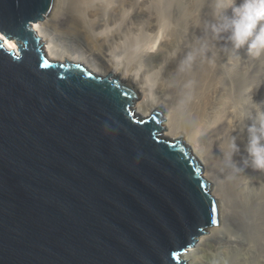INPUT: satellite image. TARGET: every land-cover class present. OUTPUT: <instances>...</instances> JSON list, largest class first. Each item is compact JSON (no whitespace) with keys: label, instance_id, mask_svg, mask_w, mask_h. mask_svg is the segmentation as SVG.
I'll list each match as a JSON object with an SVG mask.
<instances>
[{"label":"water","instance_id":"95a60500","mask_svg":"<svg viewBox=\"0 0 264 264\" xmlns=\"http://www.w3.org/2000/svg\"><path fill=\"white\" fill-rule=\"evenodd\" d=\"M55 4L0 0V264H185L217 185L134 82L48 54L33 23Z\"/></svg>","mask_w":264,"mask_h":264},{"label":"bare ground","instance_id":"6f19581e","mask_svg":"<svg viewBox=\"0 0 264 264\" xmlns=\"http://www.w3.org/2000/svg\"><path fill=\"white\" fill-rule=\"evenodd\" d=\"M161 1L162 0H143L141 3H138L139 0H56L54 10L42 20L33 23V27L39 30V35L44 42V46L53 59L58 61L75 60L77 63L86 66L92 72L101 74V76L102 74L106 76L115 72L116 77L119 79L134 82L141 90V93L138 96L139 102L134 104L135 112L141 116H147L153 110H165L164 124L166 125V128H163L161 136L163 138L181 139L182 141H185L190 150L206 165V176L214 183L216 181H218L217 183H223L228 189L226 191H229L230 194L236 196L235 203H231L232 205L235 204L233 206V213L237 217L238 222L240 221L245 228L248 226L253 227L254 229L256 228L257 231L256 229L254 231L257 234L262 233L264 231V196H260L262 198H260V200H262L261 204L263 206L261 211V208L257 206V204L261 205L260 202L256 203L257 201L255 200L256 202L254 201V203L250 205V202L247 201L248 198L245 199V196L242 197V194L239 193L241 183L245 182L246 176L251 174L252 169L248 167L242 172L237 173L226 164L227 155L231 151V135H238L241 127L239 122V117H241L239 116L240 104L236 97L238 98L241 96V90L242 87H244L243 84L246 80H242L241 78L236 79L233 87L226 89V87H224L226 86L224 85V80L223 83L221 82L223 79H221L222 76H220L221 70L219 72L217 69L221 68L219 64L223 61L230 63V52L234 54L235 51L229 46L230 44L227 45L226 43V51L224 49V52L221 50L222 48L220 47V44L217 43L218 47L213 46L219 39H215L218 36L214 35L210 29V25L213 23L212 20H216V18L208 16L203 20L202 12L200 10L198 13H189L190 21L188 18L186 20L189 24H184L187 26V30L189 29V33H193V35L191 34L192 39L190 38L188 44L183 43L182 50L185 51H182L184 54L182 58L179 59L180 61H178V59V62L174 61L171 57L172 54L175 55L174 52L171 54L169 53L171 50L168 51L171 46L170 48L165 47L168 40L164 39L163 35L160 34V32L165 30H163V28L158 29L162 27V22L166 16L165 13V15H162L161 13H163V9L164 11L167 10L162 8ZM116 2V8H119V11L121 12L119 13V16L123 17L120 25H117L116 23L114 24V20H112V14L114 13ZM150 2L154 3L157 8L156 10L158 12L155 11L157 12V16L159 14L157 19H162V16L164 17L163 20H161V23L160 19L159 22H157V24L160 23V25L158 24L157 26L161 27H153L154 30H158V35L155 31V36L153 38L151 36V40H148L145 39L147 38L145 33L144 37H146L138 41L136 40L137 38L135 41L129 36V38L126 39H129L127 44L121 42L120 44L118 41L122 37L123 32L126 36V34L132 31L129 27L132 24V21H130L131 16L128 15V11H125L126 8L136 6L133 18L145 19L148 22H151L150 20H153V14L155 13L152 14L151 11L149 12L146 9V5ZM194 2V0H190V5ZM191 8L192 7L189 8V12H191ZM107 11L109 13H107ZM100 12L104 16L107 15L103 24L97 23ZM155 16L156 15H154V17ZM124 17H126V20H124ZM156 21L154 20V23H156ZM177 21L179 23V20L176 19V22ZM146 28L148 31L150 26H147ZM164 28L166 29V27ZM118 30L122 31V35L118 33ZM173 30L175 29L173 28ZM189 33L188 35H190ZM76 34L82 36L83 42L85 41L84 44L91 47V50H87L78 44L70 43L69 40L67 42V39H72ZM213 37H215L214 39L216 41H213L214 43L212 42ZM172 38H174V36ZM4 43L8 49L17 51V45L14 41L4 39ZM100 45L106 46L105 52H100ZM154 47H156L155 52L152 51ZM93 51L101 55L99 56V59H102L104 62L102 64L105 67H100L94 61L91 53ZM127 51H129L128 54L131 58H134V62H136L135 64L137 65L130 66L124 64L121 68L120 64L122 62L125 63L124 61H121L122 56L124 55L125 57ZM154 55H156L157 59H160L161 62L154 58L156 60L153 59L155 61L154 63H144L145 58L150 59ZM126 56L128 55L126 54ZM130 56L127 57V63ZM130 62H133L132 59L129 63ZM240 62L241 59L238 58L237 64ZM218 82L221 84L219 83L218 85ZM222 84L223 86L220 87ZM214 99L217 101L216 103H214ZM239 135L241 138L237 139L236 143L239 146L240 151L233 155V160L237 162V166H241L240 161L241 157L245 154L244 143L246 142V135ZM250 176L251 181H255L258 177L255 175ZM212 195L218 198L219 195L217 189L212 192ZM256 196H258V194ZM251 199H253V197ZM223 205H221L222 217L224 216L225 210L223 209ZM222 220L223 218L221 219V223ZM221 223L216 227L208 229L205 234L198 238V241L193 247H198L200 243L204 242L207 239L206 235L208 233L215 235L218 231H222L219 230L222 225ZM262 235H264V232ZM258 238H261L264 241L263 236ZM190 250L191 248L182 254L181 258H184ZM199 258L200 257H198V259Z\"/></svg>","mask_w":264,"mask_h":264},{"label":"rangeland","instance_id":"374dc122","mask_svg":"<svg viewBox=\"0 0 264 264\" xmlns=\"http://www.w3.org/2000/svg\"><path fill=\"white\" fill-rule=\"evenodd\" d=\"M142 1L143 0H139L138 3H141ZM194 1L195 2L192 5H190L191 4L190 0H169V1L168 0H162L161 1L162 2L161 3L162 8H165V10L167 9L166 11H164V9H163V13H161L162 15L166 14L165 18L160 14L162 16V19L161 18L157 19V17L159 16V14H158V16L156 14L158 12L156 10L157 8L154 5V3L150 2L146 5L147 6L146 9L149 12L151 11L152 14L155 13V14H153V18H152L153 20H150L151 22H148L145 19L133 18V14L136 10V6H134L132 8H126L125 11H128V15L131 16L130 21H132V24L129 27L131 28L132 31L129 32L128 34H126V36H125V33L123 32V35H124V37H123V35L121 34L122 31L118 30V33H120L122 35V37L125 38V39H123L122 37H121L122 39L118 38L119 39L118 42L127 44L129 39L128 40H126V39L129 38V36L131 39H134V40L137 38L136 40L138 41V40L146 37V36L144 37L145 33L147 35V38H145V39L151 40V36H152V38L155 36V33H154L155 31H156L157 35L159 33V32L157 33L158 30L157 29L154 30L153 27L156 26L158 28V27L162 26L161 28H158V29L163 28V30H165V31L161 30L163 32H160V34L163 35V38L168 40L165 47L170 48V46H171V48L169 50L167 48L166 49L168 51L171 50L169 52L171 54L174 52L175 55L172 54V56H171L174 61H176V62L180 61L179 59L182 58V56L184 54L183 52L185 51V50L184 51L182 50L183 49V43L188 44L190 42L189 41L190 38L192 39L191 34L193 35V33L192 32L189 33V31H188L189 29L187 30V28H186L187 27L186 25L189 24V22L187 23V21H186L187 18L190 21V14L189 13H192V12L198 13L201 10L203 20L206 19L208 16H212V17H215L217 19L216 13L221 8H225V9L228 8L225 10V13L227 15H231L232 9L229 7L234 3H237V4L239 3V0H194ZM119 2H121V1H119ZM163 3H165V4H163ZM152 5H153V7H152ZM188 5H190V6H188ZM154 6H155V8H154ZM165 6H167V7H165ZM116 7H117V2H116L114 13L112 14V20H114V24L116 23L117 25H120V23L123 20V17L119 16L120 15L119 13H121V12L119 11V8H116ZM190 7H192L191 12H189ZM193 7H194L195 11L193 10ZM155 11H157V12H155ZM167 12H168L169 16H168ZM107 13H109V12L107 11ZM154 15H156V16L154 17ZM98 16H99V18H98L97 23L103 24L105 19L107 18V15L104 16L100 12ZM183 17L185 20L183 19ZM163 18H164V20H163ZM159 19H160V23L162 22L161 20H163L161 26H157L158 24L160 25V23L157 24V22H159ZM176 19L179 20V23H178V21L176 22ZM124 20H126V17H124ZM154 20L155 21L157 20L156 23H154ZM215 21L216 20H212L213 23ZM163 23H164V26H163ZM174 23H175V25H174ZM181 23H182V25H181ZM165 24H167V25H165ZM147 26H150V29H149L150 31L146 30ZM164 27H166V29ZM173 28L175 30H173ZM187 32L190 35H188ZM173 36H174V38H172ZM215 37H213L212 42L213 41L216 42L215 39L219 38L217 40L218 42H216V43L213 42L214 45H213V43H212V45L214 47L215 46L218 47L217 43L220 44V47L222 48L221 50L224 52L226 44L227 45L229 44V42L226 39V35L223 34L217 38H215ZM68 40L70 41V43H73L76 45L78 44L87 50H91V47H88L86 44H84L85 41L83 42L82 36H79V34H76L74 37H72V39H67V42H68ZM122 40H123V42H122ZM134 40H130V41H134ZM179 44H181V45H179ZM92 48H94V47H92ZM99 49H100V52H105L106 46L100 45ZM123 49H125V48H123ZM152 51L155 52L156 47H154ZM225 51H226V49H225ZM154 52H152V53L155 54ZM91 53H92V58H94V61L100 67H102V68L105 67L102 64V63H104L102 61V59H99V56H101V55L94 52V51ZM128 53H129V51H127L125 53L126 58L124 57V55L122 56L121 61H124L125 63L122 62L120 64V67L124 66V64L130 65V66L137 65V64H135L136 62H134V58H131V56ZM126 54L128 56H130L128 59V63H127V57L128 56H126ZM239 56L240 57H238L236 53L233 54L232 52H230V57H229L231 59L230 63L224 62V61L221 62L219 64L221 66V68L217 69V70L219 72L221 70L220 76H222L221 79L223 78L221 80V82L223 83V80H224V85H226L224 87H226V89L232 88L236 79L241 78L242 80L247 81V82L245 81V83H244L245 85L243 84L244 87H242V90H241L240 95L242 97L241 96H239L240 98L236 97L237 101L240 104L239 105V108H240V110H239L240 115L239 116H241V117H239L240 118L239 122H240V126L242 127L243 122L246 125L251 124V122H252L250 119H247V115H246L247 113H251L252 116H255L254 112H256V108H255V105L253 103L261 105V110L264 111V56H261L259 58H252V57L248 56L247 52H246V46H245V48L240 49ZM133 57H134V55H133ZM130 58L133 61V62H130L131 64L129 63V61L131 60ZM154 58L157 59V56L154 55L152 58H150L151 60L149 58H147V59L145 58L144 63L145 62H146V64L150 63V62L154 63L156 61ZM238 58L241 59V62L239 64H237ZM177 59H178V61H177ZM146 60H148V61H146ZM158 60L161 62L160 59H157V61ZM135 61H137V60H135ZM132 63H134V64H132ZM156 63H158V62H156ZM156 69H154V70H156ZM99 75H101V74H99ZM102 76H104V75L102 74ZM248 81H250V82H248ZM219 83L220 82H218V85H219ZM221 86H223V84L220 85V87ZM228 91H230V90H228ZM245 100H246V102H245ZM214 101H215L214 103L217 102L215 99H214ZM138 102L139 101L137 98L136 104ZM243 135H246V133H243ZM256 171L257 170L252 169L251 174L246 176L245 182H242L240 187H239V193L242 194V195L241 194L240 195L242 197L245 196V199L248 198L249 200L247 199V201L250 202V205H252L255 200L257 201V202L255 201L256 203L260 202V204H261L262 200H260V198H261L260 196H264V192H263L264 191V171H257V172ZM250 175H252V176L255 175L256 177L258 176L259 178L257 177V179H255V181L254 180L251 181ZM217 182L218 181H216L215 184ZM259 182H261V183H259ZM216 185H217V187H216L217 193L221 197L220 198L218 196V198L221 201V205L224 204L223 209H225L224 210V216L222 217L223 218L222 223H221L222 225L219 229L222 231H218V233L215 235L208 233L206 235L207 239L204 242L200 243L198 247L196 246V247L191 248L190 252H188V254L186 255L187 257L186 256L184 258L182 257L184 263L185 264H206V263L207 264H264V241L261 238L260 239L258 238L260 236L261 237L263 236V238H264V235H262L264 231L262 233H258V234H261V235H258L254 231L256 228L254 229L253 227L248 226L247 227L248 229H247V228H245V226L240 221L238 222L237 217L233 213V211H234L233 206L235 204L232 205V203L233 202L235 203V201H236V196L230 194L229 191L227 192L226 190H228V189H227L226 185H224L223 183L220 182V183H217ZM258 187H260V188H258ZM246 194H248V195H246ZM257 194H258V196H256ZM252 197H253V199H251ZM257 206H259V208H261V211H262V208H263L262 204L261 205L257 204ZM230 209H232V210H230ZM225 212H226V214H225ZM233 221H235V222H233ZM259 223H260V221H259ZM250 230L251 231L253 230V231L251 232ZM256 231H257V229H256ZM237 236H238V238H237ZM197 256L200 258L198 259ZM201 256H202V258H201ZM261 259H263V260H261Z\"/></svg>","mask_w":264,"mask_h":264},{"label":"clouds","instance_id":"9594fccd","mask_svg":"<svg viewBox=\"0 0 264 264\" xmlns=\"http://www.w3.org/2000/svg\"><path fill=\"white\" fill-rule=\"evenodd\" d=\"M231 15H227L221 8L217 13V19L210 25L212 33L216 36L226 34V39L231 48L239 57V50L245 48L247 55L252 58L264 56V0H239L232 4ZM256 108L255 116L247 113V119L251 124L243 122L239 134L246 133L244 143V155L240 165L233 160V155L240 151L237 139L240 135H231V151L227 155L226 164L234 172H242L245 168L264 171V111L261 105L253 103ZM245 121V120H244Z\"/></svg>","mask_w":264,"mask_h":264},{"label":"snow or ice","instance_id":"6c2138e0","mask_svg":"<svg viewBox=\"0 0 264 264\" xmlns=\"http://www.w3.org/2000/svg\"><path fill=\"white\" fill-rule=\"evenodd\" d=\"M215 222V221H214Z\"/></svg>","mask_w":264,"mask_h":264}]
</instances>
